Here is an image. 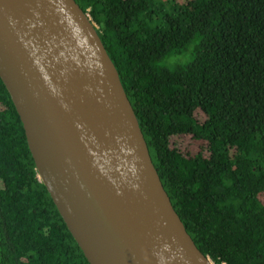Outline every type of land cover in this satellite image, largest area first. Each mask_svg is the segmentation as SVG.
Instances as JSON below:
<instances>
[{"label": "trees", "instance_id": "trees-1", "mask_svg": "<svg viewBox=\"0 0 264 264\" xmlns=\"http://www.w3.org/2000/svg\"><path fill=\"white\" fill-rule=\"evenodd\" d=\"M75 1L195 245L214 264H264V0ZM190 46L185 64H160ZM0 264H89L1 80Z\"/></svg>", "mask_w": 264, "mask_h": 264}, {"label": "water", "instance_id": "water-1", "mask_svg": "<svg viewBox=\"0 0 264 264\" xmlns=\"http://www.w3.org/2000/svg\"><path fill=\"white\" fill-rule=\"evenodd\" d=\"M0 80L89 264H214L175 211L97 25L75 0H0Z\"/></svg>", "mask_w": 264, "mask_h": 264}, {"label": "rangeland", "instance_id": "rangeland-1", "mask_svg": "<svg viewBox=\"0 0 264 264\" xmlns=\"http://www.w3.org/2000/svg\"><path fill=\"white\" fill-rule=\"evenodd\" d=\"M191 46L187 50H185L182 55H178L177 57L166 58L160 61L161 65L172 67L174 65L180 64L183 65L191 59Z\"/></svg>", "mask_w": 264, "mask_h": 264}]
</instances>
